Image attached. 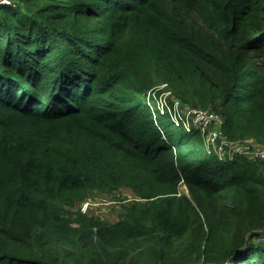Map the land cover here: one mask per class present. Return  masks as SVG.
Wrapping results in <instances>:
<instances>
[{
  "label": "trees",
  "instance_id": "obj_1",
  "mask_svg": "<svg viewBox=\"0 0 264 264\" xmlns=\"http://www.w3.org/2000/svg\"><path fill=\"white\" fill-rule=\"evenodd\" d=\"M9 1L0 264H264V163L221 162L140 103L167 84L264 147V0ZM123 189L143 203L116 222L81 212Z\"/></svg>",
  "mask_w": 264,
  "mask_h": 264
},
{
  "label": "built area",
  "instance_id": "obj_2",
  "mask_svg": "<svg viewBox=\"0 0 264 264\" xmlns=\"http://www.w3.org/2000/svg\"><path fill=\"white\" fill-rule=\"evenodd\" d=\"M8 1L0 0V3L8 5L10 3V1ZM159 88L166 90V93H168L173 103L179 105L182 110L186 109L188 111V114L191 117V126L194 129L192 131H196L200 135L207 154L214 155L221 162L244 158L264 163V147L258 145L251 138L229 140L224 135V120L220 114L211 110L182 107L179 101L175 100L172 96L171 90L168 88L167 84H161ZM154 90L155 88L146 93L145 99L147 102H152L150 98L155 100L153 97H155L156 91ZM148 106L150 105L148 104ZM167 109L168 104L165 100L164 104L162 103L158 111L163 114ZM247 139L252 140L256 146H252ZM91 202L90 199H88L87 201L81 203L80 210L82 213H86L88 210L93 208Z\"/></svg>",
  "mask_w": 264,
  "mask_h": 264
},
{
  "label": "rangeland",
  "instance_id": "obj_3",
  "mask_svg": "<svg viewBox=\"0 0 264 264\" xmlns=\"http://www.w3.org/2000/svg\"><path fill=\"white\" fill-rule=\"evenodd\" d=\"M160 85L161 84H156L153 86V89L155 88L154 91H156L155 97H153L155 98V100L150 98L152 102H147L146 99H141V105L148 106L149 104L151 108L150 106H148V109L154 114L166 100L168 109L167 111H165V113H160L161 115L166 117L163 123H170L173 129L184 131L186 133L194 130L191 126V117L189 116L188 111L186 109L182 110L179 105L173 103L168 93H166V90L159 88ZM156 119L158 120L159 117L157 116ZM161 137L163 140H167V137L164 133H161ZM247 141L251 143L252 146H256V144L252 140L247 139ZM178 191L179 194L182 195H187L188 193L184 184L180 185ZM113 195L114 199L106 196H95L92 200H90V202L92 201L91 204L93 207L90 210L93 211V214L97 215L101 220L108 221L110 223L116 222L119 218H121L122 205L130 203L139 206L143 203V200L141 201L140 199L132 196V194L128 190L123 189L120 191H116Z\"/></svg>",
  "mask_w": 264,
  "mask_h": 264
}]
</instances>
